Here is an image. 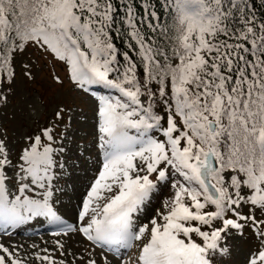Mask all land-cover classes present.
<instances>
[{"label": "snow or ice", "instance_id": "obj_1", "mask_svg": "<svg viewBox=\"0 0 264 264\" xmlns=\"http://www.w3.org/2000/svg\"><path fill=\"white\" fill-rule=\"evenodd\" d=\"M174 3L168 49L154 47L136 30L129 9L144 65L138 76L128 56L122 66L112 42L113 0H0V53L38 45L63 62L81 88L102 84L118 93L97 103L103 160L77 231L126 249L147 236L131 264H210L211 252L227 251L230 231L242 227L238 221H251L258 230L264 224L238 211L244 204L264 211V21L257 23L248 0ZM10 67L11 60L0 55L4 77L14 76ZM56 128L45 125L28 137L16 162L0 137V221L59 219L50 203L56 169L64 166ZM10 179L18 192L11 200ZM163 181L172 194L155 216L137 224L135 214ZM0 252V264H23L3 245ZM36 258L56 264L50 256ZM258 262L264 264V250L250 260Z\"/></svg>", "mask_w": 264, "mask_h": 264}, {"label": "rangeland", "instance_id": "obj_2", "mask_svg": "<svg viewBox=\"0 0 264 264\" xmlns=\"http://www.w3.org/2000/svg\"><path fill=\"white\" fill-rule=\"evenodd\" d=\"M0 55L11 60L9 72H14L13 77H4L0 72V92L5 97L0 99V137L5 139L10 158L16 162L21 151L29 143L28 137L38 133L45 125H57L56 131L61 134L58 143L64 148L59 159L64 166L56 169L50 203L57 214L74 221L73 217L82 209L83 200L103 160L98 142L96 95L70 81L66 65L38 45L27 44L23 51L11 53L7 50ZM58 111L62 112L60 119L56 118ZM160 113L163 114V110ZM149 134L158 135L155 132ZM8 175L13 176L11 169L8 170ZM16 190V185L10 179L7 182L9 196L17 195ZM171 194L172 189L168 181L157 182L150 199L135 215L136 223L148 222ZM208 210L212 211L210 207ZM238 211L244 216H255L257 221L264 220V211L253 209L248 204L242 205ZM226 216L233 218L231 213H226ZM28 222L29 219L25 224ZM238 223L242 227L230 231L226 242L227 251L210 253V259L214 260L215 264H250V260L259 251L264 250V237L259 235V231H264V224H261L258 230L251 221ZM45 224L46 219L41 227ZM213 224L219 226L220 222L213 221ZM33 225L38 226L36 223ZM22 230L37 231H29L25 226ZM51 236L36 238L21 235L11 238L0 236V245L8 248L15 258L23 261V264H47L43 260H38L36 258L38 255L50 256L57 264L60 261H65L66 264H86L89 258L96 260L97 264H122L121 258L123 264H131L130 257L134 260L139 247L147 242L145 236L142 241L133 244L127 255L108 257L107 254L106 257L99 250L88 246L76 234ZM59 245H63V249ZM62 251L67 255H61ZM0 255L4 253L0 252ZM81 256L84 259H80Z\"/></svg>", "mask_w": 264, "mask_h": 264}, {"label": "trees", "instance_id": "obj_3", "mask_svg": "<svg viewBox=\"0 0 264 264\" xmlns=\"http://www.w3.org/2000/svg\"><path fill=\"white\" fill-rule=\"evenodd\" d=\"M115 12L111 38L114 43L118 59L123 66L124 57L128 56L137 65V75L141 76L144 65L141 60L138 44L130 33L128 12L131 9L136 30L144 35L156 48L168 49L169 41L175 31V3L174 0H113ZM249 10L254 13L257 23L264 21V0H248ZM154 13V16H149ZM237 18L239 13L236 14ZM236 26V19L232 20ZM155 110H163L162 104L154 105Z\"/></svg>", "mask_w": 264, "mask_h": 264}, {"label": "bare ground", "instance_id": "obj_4", "mask_svg": "<svg viewBox=\"0 0 264 264\" xmlns=\"http://www.w3.org/2000/svg\"><path fill=\"white\" fill-rule=\"evenodd\" d=\"M20 233V232H19ZM56 235H59V234H56Z\"/></svg>", "mask_w": 264, "mask_h": 264}]
</instances>
